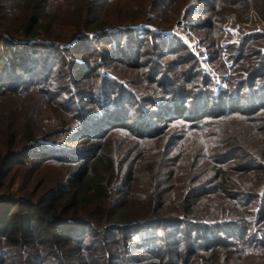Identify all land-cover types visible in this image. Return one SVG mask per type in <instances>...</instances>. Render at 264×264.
Listing matches in <instances>:
<instances>
[{"label":"trees","instance_id":"1","mask_svg":"<svg viewBox=\"0 0 264 264\" xmlns=\"http://www.w3.org/2000/svg\"><path fill=\"white\" fill-rule=\"evenodd\" d=\"M95 1L105 0H88L92 20L86 29L100 33L64 47L54 42L52 24L42 22L39 11L19 22L0 0L3 32L34 37L42 28L53 42L17 47L0 36V191L10 190L5 180L18 166L31 175L53 163L72 165L38 190L0 198V264H264V92L258 90L264 86V53L255 64L250 60L258 50L249 51L255 36L238 44L234 63L242 80L235 89L215 94L191 85L189 75L212 81L195 68L167 78L162 91L134 94L127 83L116 84L115 76L100 72L107 61L130 62L115 52L118 40L108 26H93L99 13ZM78 5L85 10V1ZM164 6L160 0L155 7ZM117 25V33L134 32L130 51L151 39L153 62L183 47L176 35L160 38L145 27ZM106 36L113 42L98 61L91 42ZM2 47L8 55H1ZM60 70L70 84L89 80L95 87L79 88L81 96L70 99L53 83ZM30 92L31 105L23 101ZM47 96L73 122L43 118L40 100ZM83 98L84 104H77ZM120 130L127 140L148 147L142 151L152 169L146 180H134V165H125L135 156L124 160L122 144L113 151L101 146ZM157 150L158 158L152 157ZM183 175L187 179L180 181ZM133 246L147 256L133 254Z\"/></svg>","mask_w":264,"mask_h":264},{"label":"rangeland","instance_id":"2","mask_svg":"<svg viewBox=\"0 0 264 264\" xmlns=\"http://www.w3.org/2000/svg\"><path fill=\"white\" fill-rule=\"evenodd\" d=\"M84 1L86 2L85 10L81 12V6L78 4ZM159 1L160 0H105L95 1L94 4L98 7L96 9H99V11H97L99 13L97 14V18H95V22H92L93 26H108L107 29L113 32L112 38L118 40L117 45L114 46L115 50H117L115 52L127 57L126 61L130 62L124 63L123 59L107 61L106 64H104L106 68L104 67L100 72L102 75L107 72L115 76L119 81V83L117 82L116 84H120L121 82L127 83L134 94H137V92L149 94L150 90L156 92H158V90L162 91V88H165L164 82L167 78L181 73L184 74L183 72L187 70L192 71L195 68H200L202 69L201 72H206L211 77L212 81H203L201 76L193 77L189 75L188 77L191 78V85H195L199 89H205V87H207V89L210 88L211 92L215 94H218L221 90L235 89L238 85L236 81L242 80L240 75L241 69L234 63L236 58L235 54L239 47L238 44L244 40V36H255V39L249 40L250 48H252L249 51L253 53V49H258L255 51L256 53H253L250 59L251 61L254 60V64L259 60L260 55L264 53V3L262 0H251L249 4L242 0H161V2L164 1L166 6L162 8L155 7ZM199 1L200 3H198ZM38 2H42V5L39 6L40 4H37ZM239 2L242 4H239ZM5 5L12 7L13 14L14 16L17 15V20H19V22H21V18L36 10V12L39 11L44 17L42 22H49L52 24L51 33L53 37H55L54 39H56L54 42L56 44L61 42L60 44L64 47L75 46V39L80 36L87 34L95 36L100 33V31L97 30V32H90L86 29L89 21L91 22L92 20L89 14H87V10L90 9L88 0H5ZM4 19L6 20L7 18ZM9 19L11 18L9 17ZM9 19H7V21ZM168 19H170V21H168ZM117 24H122L121 27L123 26L124 28L145 27L148 30L160 32V38L166 36V34L169 36L176 35L180 39V43L183 47L171 54L158 57V61L153 62L152 58L154 56L155 46L152 44L151 39H149V37L144 39L145 34L143 33L140 38L141 40L138 42L140 43L144 39L147 43L142 44L141 42L140 44H136L133 49V51L135 50L136 52L130 51L128 48L131 46L135 34L131 31L117 33L116 30L120 27V25ZM110 25L114 26L109 27ZM165 26H168L170 29L162 30L161 28H165ZM0 36H5L14 42L17 47L24 46V44L53 43L48 38L50 35L42 28L38 30V33L34 37H30L22 33V31L12 35L3 32L1 29ZM109 36L100 39V43L94 41V38L91 42V48L95 50L94 55L99 54L98 61H104L107 56L105 55L107 53L105 49H110V47H108L110 44L108 42L110 40V42H113L112 38ZM163 45H165V43ZM98 46L101 49H99ZM8 53L11 54L10 51ZM33 54L34 53H30L29 56H33ZM70 54L76 55L77 53L70 52ZM1 55H8L5 47H2ZM29 66L33 68V64H29ZM160 69L166 71L158 72ZM63 73L64 72L61 70L58 71L59 77L54 79L53 83L57 89H64L65 92H68L70 99L81 96L77 91L79 88L89 90L93 85L95 87L94 81L92 84L89 80L85 81L83 84H70L68 82H73V80L65 78ZM74 73L79 74L80 71H73L72 74ZM89 84L91 86H89ZM151 85L153 86L151 87ZM150 87L151 89H149ZM258 90L264 92V86L260 87ZM145 93L143 94L146 95ZM64 98L65 97H62L63 100ZM34 99V94L30 92L25 96L23 101L25 103L29 102V105H31L34 103ZM52 101H54V99L48 96L40 100L41 104L39 109L42 108L44 110L42 117L49 120L52 124H56L58 121L61 122L65 119H67L69 123L73 122V117H69L70 113L65 114V108L63 106L60 107L59 104L55 106L51 103ZM85 101V98L80 99L77 104H84ZM46 120L45 122H47ZM126 134L125 131L120 130L117 135L115 134L101 141V146L103 149L112 147L113 151L115 147L122 144L124 146V151L121 153V157L124 160L135 156L134 161L133 159L131 162L128 160L125 165L126 167L130 164L134 165L132 166V170L135 171L134 180H146L149 170L148 163L150 160L147 156L144 157L142 151H145L148 147L146 144L134 143L133 140H127V137H125ZM83 142V140L80 141V143ZM72 144L73 143H70V146ZM84 145L85 144L81 145V147ZM158 154L159 151L157 150L155 154L151 153L150 155L155 158ZM160 159L159 156V160ZM36 168L37 167H35V169ZM71 169L72 165H68L67 167L61 163H53L48 166H41L29 175L30 170H27V167L18 166L15 170L11 171L10 175L5 180L6 186L10 185V190L4 191L6 188L4 187L3 190L0 191V198L5 200L12 194L20 195L38 190V188H40L39 186H42L44 180L45 185L53 183L58 179L59 172L63 170L68 172ZM151 171L152 169L149 170V172ZM125 172H127L126 169ZM174 179L169 181L168 184H172ZM186 179L185 175H183L180 181H185ZM40 190L37 194L41 192ZM7 250L9 252L13 250L14 252L16 249L9 247ZM130 251L133 254H144L147 256L145 251L134 246L131 247ZM48 252L49 251L46 249L44 253L48 255ZM17 259L18 258H15L14 260Z\"/></svg>","mask_w":264,"mask_h":264}]
</instances>
